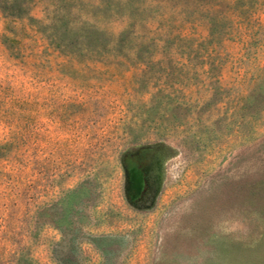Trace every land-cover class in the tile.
Instances as JSON below:
<instances>
[{
  "label": "rangeland",
  "instance_id": "1",
  "mask_svg": "<svg viewBox=\"0 0 264 264\" xmlns=\"http://www.w3.org/2000/svg\"><path fill=\"white\" fill-rule=\"evenodd\" d=\"M0 264H264V0H0Z\"/></svg>",
  "mask_w": 264,
  "mask_h": 264
}]
</instances>
